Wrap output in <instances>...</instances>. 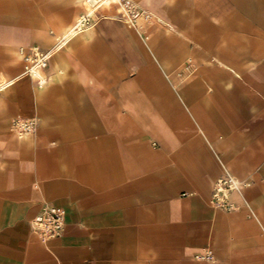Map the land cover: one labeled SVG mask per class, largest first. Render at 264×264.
Segmentation results:
<instances>
[{"label":"crops","instance_id":"0c3cea01","mask_svg":"<svg viewBox=\"0 0 264 264\" xmlns=\"http://www.w3.org/2000/svg\"><path fill=\"white\" fill-rule=\"evenodd\" d=\"M87 1L0 0V264H264V0Z\"/></svg>","mask_w":264,"mask_h":264},{"label":"built area","instance_id":"2783aa9c","mask_svg":"<svg viewBox=\"0 0 264 264\" xmlns=\"http://www.w3.org/2000/svg\"><path fill=\"white\" fill-rule=\"evenodd\" d=\"M106 1L107 0H91L94 6H91L89 1H87V3L91 7L97 8ZM92 12L87 11L82 19H80L81 21H79L77 26L70 33H74L80 27L87 25ZM24 61L26 63V72L34 75L38 69H43L47 66L48 54L34 51L32 54H26L24 56ZM14 127L20 133H31L35 128V123L29 120H17L14 122ZM237 186V183L231 178L219 180L214 192L216 205L225 206L229 192L236 189ZM31 227L34 234L43 242L56 239L62 234L64 229V211L61 208L46 205L32 219ZM207 257L206 255V258Z\"/></svg>","mask_w":264,"mask_h":264},{"label":"rangeland","instance_id":"374dc122","mask_svg":"<svg viewBox=\"0 0 264 264\" xmlns=\"http://www.w3.org/2000/svg\"><path fill=\"white\" fill-rule=\"evenodd\" d=\"M84 8H85V10H87L88 12H92V11L95 10V7H91L88 3L84 5ZM83 16H84V15H81L80 19H82ZM80 19H79V21H81Z\"/></svg>","mask_w":264,"mask_h":264},{"label":"bare ground","instance_id":"6f19581e","mask_svg":"<svg viewBox=\"0 0 264 264\" xmlns=\"http://www.w3.org/2000/svg\"><path fill=\"white\" fill-rule=\"evenodd\" d=\"M89 3H90V5H91V6H94V5H92V2H91V0H89Z\"/></svg>","mask_w":264,"mask_h":264}]
</instances>
